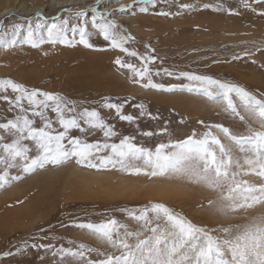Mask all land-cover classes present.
Segmentation results:
<instances>
[{
    "label": "rangeland",
    "instance_id": "374dc122",
    "mask_svg": "<svg viewBox=\"0 0 264 264\" xmlns=\"http://www.w3.org/2000/svg\"><path fill=\"white\" fill-rule=\"evenodd\" d=\"M59 1L0 0V6L4 3L9 5L8 13L0 15V81L11 80L23 85L28 92L39 89L63 98L61 108L65 119L75 116L80 125L67 130L61 142L64 150H72L71 139L99 145L100 150L93 148L89 157L93 163H99L101 157L117 160L111 148L103 145L119 144L125 137L137 147L154 152L159 144L174 145L190 136L194 140H202L205 134H210L209 140L215 137L233 159L240 162V168L230 170L240 173L235 182L264 184V178L244 164L246 153H241L239 145L222 130L228 129L231 136H247L250 128L260 130L261 124L257 120V123L249 120L247 116H253L236 92H230L228 96L239 115L228 109L222 90L217 86H208L215 97L209 99L195 90L201 87L200 82L181 75L192 73L210 77L241 88L264 101V0H154V3L71 0L67 5H60ZM122 5L130 7L117 11ZM22 6L39 8L26 13ZM142 8L147 11H141ZM97 10L111 15L97 16L94 21L93 15ZM81 11L85 14L77 15ZM108 21L116 22L112 31L118 43L120 37H129L122 44L127 52L112 47V39H105L101 34L100 25ZM50 29L55 42L49 40ZM81 31L84 32L83 39L91 47L80 42ZM61 40L70 43H61ZM141 57L155 59L149 61ZM117 58L137 71L147 67L148 72L142 77L136 76L132 69L117 65ZM149 80L163 87H146ZM189 88L193 90L189 91ZM22 95L10 86L0 85V124L26 115L33 122L32 127L43 128L45 120L33 114L42 106L30 105L25 97L18 107L16 97ZM37 99L44 98L38 96ZM48 103L50 106L43 108V115L51 122V128L45 130L56 135L64 128L53 111L55 105L51 101ZM107 103L122 105L120 113L107 107ZM68 109L74 111L68 112ZM85 109L95 110L107 128L86 123L80 117ZM121 115L132 119L123 120ZM108 128L113 134L105 136ZM24 135L27 136V132ZM18 136L14 129L0 128V143H11ZM20 143L29 149L27 155L30 159L40 154L35 140L26 138ZM176 150L169 147L165 152ZM214 150L219 155V146ZM0 155L6 157L2 149ZM251 155L247 153L248 157ZM8 162L14 166L9 168L0 162V175L7 171L9 177L0 186V191L16 182L25 186L16 196L7 197L9 202L0 203V264H100L109 256H121L125 249L108 243L92 230L78 227L89 223L105 224L111 220L116 221L112 229L113 239L132 247L139 240L151 237L152 229L158 227L166 237L161 247L165 250L177 247L179 254H174V258L181 260L185 254L192 257V244L203 243L205 233L215 238H226L224 229L236 234L253 217L264 215V204L222 212L219 210L222 195L219 189L210 188L195 177L171 171L162 176L144 172L137 174L122 170L119 163L115 167L108 164L92 168L87 166V162L76 163V157L72 155L60 164L47 163L31 172L23 170V161L19 158L16 161L9 158ZM125 163L151 171L142 159H128ZM64 165H77L91 171L100 169L131 180L166 179L189 189L185 193L179 191V194L153 198L127 194L111 198L104 193H82L66 199L61 188L62 171L60 175L56 173L57 176L44 179V182H27L28 176L36 170ZM17 176L18 179L10 178ZM224 192H227V187ZM154 203L163 204L174 216L203 229L204 232L198 234L201 239L181 240L179 230L172 227L163 213L157 216L151 211ZM145 209L146 219H136ZM223 259L230 262L231 254L226 252Z\"/></svg>",
    "mask_w": 264,
    "mask_h": 264
},
{
    "label": "snow or ice",
    "instance_id": "6c2138e0",
    "mask_svg": "<svg viewBox=\"0 0 264 264\" xmlns=\"http://www.w3.org/2000/svg\"><path fill=\"white\" fill-rule=\"evenodd\" d=\"M154 3V0H133V3ZM130 5H122L117 11H123ZM182 7H189V5H182ZM207 7V5H206ZM141 11H147L146 8H142ZM83 11L78 12L77 15H84ZM166 15L167 13H161ZM111 15L110 12H99L98 10L93 15L95 21L97 16L105 17ZM40 16V13H37ZM116 26L115 21H108L107 23L100 25L101 34L105 39H112V47L121 48L122 51L127 52V49L122 48V44L127 42L129 37H120L119 43L117 39H114L113 29ZM53 28H56L53 25ZM81 43L88 47H91L86 40L83 39L84 32L81 31ZM49 40H53V31L49 30ZM61 43H70L67 40H61ZM33 46H36L33 43ZM135 55V53H131ZM141 59L153 60L154 57H141ZM115 63L121 67H127L132 69L136 76L142 77L147 72V67L143 70L137 71L132 65L122 64L120 58H117ZM171 75V73H168ZM182 76H186L191 81L200 82L201 87L195 89L202 92L209 99H214L212 92L208 90V86L215 85L222 90V95L227 101V107L236 115L239 113L236 110V106L232 100L229 99L228 94L230 92H236L244 104V107L250 111V114L255 120L261 124L260 130L249 129V135L247 136H231L229 130L223 128L225 134L230 135V138L239 145L241 153H246L244 164L248 166L249 170L255 172L260 178H264V101L256 99L250 93L238 88L234 85L224 84L217 80H213L210 77L199 76L192 73H181ZM0 85L10 86L13 91L21 92L22 96L16 97V104L19 107V102L22 98H27L30 105L42 106L40 111H35L34 115L41 116L45 120L43 128L32 127V121L27 116L17 117L15 121H8L6 124H0V128L16 130L19 136L11 143H0V149L6 154L0 155V162L6 163L9 168L13 167L12 163L8 162L16 161L17 158L23 161V170L25 172H31L36 167H44L45 164L51 163L57 165L62 163L70 155L76 157V163L85 164L87 162L88 167L99 168L106 167L108 164H112L113 167L117 163L120 164L122 170H128L133 173L144 172L146 175L162 176L166 172H174L182 174L188 177H195L197 180L205 183L208 187L219 189L221 195L220 211H236L238 209H247L255 205L264 204V184L251 185L248 181L235 182V178L238 174L235 171H230L233 168H240V162L234 160L230 152L220 144V141L215 137H211L210 134H205V139L194 140L191 136L182 142H177L174 145L159 144L156 146L154 152L137 147L135 144L129 142V138L125 137L119 144H105L104 148H111L112 153L118 157L117 160H113L111 157H101L99 163H93L89 157L91 150L95 148L100 150L99 145L82 143L79 139L69 140V144L72 145L71 151L64 150V145L61 143L70 128H79L80 125L77 122V118L72 116L65 119L64 110L61 108L63 98L56 93L45 92L39 89H32L28 92L23 85L14 83L11 80L0 81ZM157 89L162 88V85L152 84L149 80L148 84ZM171 90V89H165ZM192 91V88L188 89ZM38 96L43 97V100L37 99ZM8 99V97H4ZM49 101H51L55 107L53 111L57 113L60 125L64 128L63 132L56 135H52L50 131L45 129L51 128V122L47 121L43 115V108H48ZM107 107L113 108L120 113L122 105L107 103ZM21 111L23 108L21 107ZM68 112L74 111L68 109ZM80 117L85 119V122L93 127L107 126L103 123L99 114L95 111H89L85 109L80 113ZM123 120H131V116L120 117ZM243 120V117H240ZM221 127V126H217ZM27 132V136H25ZM111 129L108 128L105 132V136L112 135ZM26 138H30L36 141L40 154L35 158H29L27 153L29 149L26 146L21 145L20 141ZM2 140V138H0ZM215 146H219V155L214 150ZM175 148L176 151L165 152L166 148ZM247 153H251V157L247 156ZM128 159H142L145 166H150L151 171L148 172L145 168L133 167L126 164ZM11 179H18L19 177H10ZM9 179L7 171L3 175H0V186L7 182ZM231 180L232 183H229ZM227 187V192H224V188ZM209 203H213L209 201ZM151 211L155 212L157 216L160 213L171 222L174 229L179 230V237L181 240L188 239L189 241H196L201 239L198 235L204 232L203 229L196 228L190 223L185 222L183 219L174 216L169 209L163 204L154 203L151 206ZM147 209L141 212L140 216L136 219L145 220ZM116 225L115 220H111L105 224H81L78 227L87 228L92 230L102 239H106L108 243L125 249L124 254L121 256H109L106 260L101 261L100 264H264V215L253 217L252 221L247 224L243 229L238 230L236 234H232L228 229H224L226 238H215L211 235L203 237L204 242L200 244H192L191 253L192 257L183 255L181 260H176L174 254H179L178 248L173 247L171 250H165L161 247L165 241V233H163L158 227L152 229L153 235L147 239L139 240L135 247H132L128 243L120 240H114L112 236L113 226ZM160 232L159 235H156ZM127 235H132L127 233ZM35 247V245H33ZM41 247H46L41 245ZM83 247V246H81ZM230 253L232 260L230 262L223 259L225 253ZM10 253H4L9 255ZM82 255V253H80Z\"/></svg>",
    "mask_w": 264,
    "mask_h": 264
},
{
    "label": "bare ground",
    "instance_id": "6f19581e",
    "mask_svg": "<svg viewBox=\"0 0 264 264\" xmlns=\"http://www.w3.org/2000/svg\"><path fill=\"white\" fill-rule=\"evenodd\" d=\"M69 2H71V0L59 1L60 5H67L69 4ZM22 7L24 8L26 13L39 8L38 6L37 7L22 6ZM8 10H9L8 4L7 5L5 3L1 4L0 15L2 16L3 13H8L7 12ZM176 98L178 97L176 96ZM181 99L184 100V98ZM247 117L249 118L250 121H252V123H257V121L254 120L250 115H248ZM85 168L84 167L81 168L77 165H73L72 167H68L67 165H64L62 167L56 166V167L44 168L42 170L41 169L36 170L35 172L31 173L28 176L27 182L28 181L36 182V183L41 181L44 182V179H49L51 176H57L55 175L56 173L60 175L59 173L62 171L64 173V178L61 176L63 178L61 180L62 181L61 188L64 190L65 193L64 195H66L65 196L66 199H71L81 196L82 193L86 195L95 194V193H104L105 195L110 196L111 198L113 196L123 195V194L132 195V196L133 195L142 196L143 198L144 197L153 198V197L164 196L177 192L179 194V191L181 193V191L184 192L186 191V189H189L187 188L188 186L178 185L177 183L171 180H166V179L164 180L160 178H155L154 180L150 179V181L147 180L144 181L138 179L131 180L130 178H126L124 176H118L108 172H103L100 169H99L100 171L98 169L96 171H91ZM24 186L25 184L24 185L23 183L17 184L16 182L15 184L9 187H5L4 189L2 188L0 191V203H4V201L6 202L7 197L13 195L16 196V194L22 192ZM7 201L9 202V200ZM29 212L26 213L28 214ZM31 212L34 214L33 211Z\"/></svg>",
    "mask_w": 264,
    "mask_h": 264
}]
</instances>
